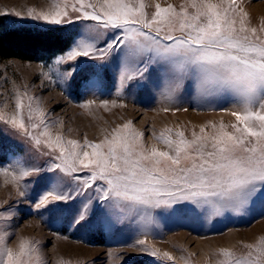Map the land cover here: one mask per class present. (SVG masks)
Listing matches in <instances>:
<instances>
[{
    "label": "snow or ice",
    "instance_id": "obj_1",
    "mask_svg": "<svg viewBox=\"0 0 264 264\" xmlns=\"http://www.w3.org/2000/svg\"><path fill=\"white\" fill-rule=\"evenodd\" d=\"M62 3L63 7L58 4L50 13H30V18L57 26L46 29L48 33L79 21L95 22L68 36L66 57L57 61L74 62L73 71L66 74L70 87L79 62L92 60L99 63L84 76L86 88L97 86L103 71L113 65L120 81L135 87H146L153 71L157 72L169 100L190 85L200 98L236 97L243 107L232 113L238 122L232 132L221 125L218 134L193 133L190 141L183 132L175 133L177 139L161 134L158 139L166 149L153 147L148 152L140 143L143 134L130 127L132 122L113 130L111 139L100 143L80 145L69 140L72 149L66 152L61 135L54 139L47 131L33 135L23 119L3 120L22 130L35 145H41L40 137H45L48 148L60 149L58 155L53 154L55 150L43 153L53 157L46 170L53 175L42 174L41 167H25L19 158L13 161L21 178L35 177L40 190L35 208H43L50 217L67 213L75 225L89 221L99 209L109 228L122 222L124 215L139 214L150 220L156 210L177 220L199 219L258 204L264 214V40L242 35L248 31L243 16L241 26L236 27L238 0H187L191 13L183 6L177 10L171 4H157L150 19L144 5L138 7L134 0H103L99 8L90 0H75L71 12L69 0ZM176 31L182 35H175ZM251 32L255 36L256 29ZM22 106V101L17 102L18 116ZM41 127H48L43 113L39 123L31 124L32 129ZM77 147L91 151L81 155ZM20 195L26 193L22 190ZM71 205H75L71 212L62 207ZM28 251L25 244L18 253L0 249V264H25ZM235 264L249 262L237 259Z\"/></svg>",
    "mask_w": 264,
    "mask_h": 264
},
{
    "label": "rangeland",
    "instance_id": "obj_2",
    "mask_svg": "<svg viewBox=\"0 0 264 264\" xmlns=\"http://www.w3.org/2000/svg\"><path fill=\"white\" fill-rule=\"evenodd\" d=\"M90 2L99 8L103 0ZM134 2L138 7L144 5L149 19L157 4L161 7L171 4L177 10L183 6L193 12L187 0ZM72 3L75 0H69V12ZM58 4L63 7L62 0H0V15L11 26L56 27L30 18V13L31 16L50 13ZM237 11L236 27L241 26L243 16L248 29L242 35L264 40V0H238ZM84 24L95 22L79 21L63 28L73 34L82 31ZM251 29H256L255 36ZM174 34L182 35L180 31ZM68 49L47 62L0 58V118H3L0 119V210L7 209L0 211V234L4 236L0 249L18 253L20 245L25 244L26 250H30L23 257L25 264H235L237 259L264 264V214L258 204L240 212L199 219L177 220L160 210L153 212L150 220L139 214L124 215L114 228L108 227L99 209L89 221L75 225L70 224L67 213L50 217L43 208H35L40 191L35 177L21 178L13 161L19 158L25 167H41L42 174L53 175L46 171L53 157L43 153L55 150L53 154L58 155L60 149L55 145L48 148L45 137H40L41 145H35L22 130L5 125L3 120L21 118L33 135L38 131H47L53 139L61 135L66 152L72 149L67 144L69 140L80 145L85 141L100 143L105 138L111 139L113 130L132 122L130 127L143 134L140 143L148 152L153 147L166 149L158 139L161 134L177 139L175 133L183 132L190 141L193 133L209 137L218 134L221 125L232 132V125L238 123L232 113L242 111L243 107L236 97L200 98L190 85L189 90L181 89L169 100L157 72L153 71L146 87H135L121 82L113 65L103 71L97 86L86 88L84 76L95 71L93 65L99 63L92 60L79 62L70 87L66 74L73 71L74 62L57 63L66 57ZM21 101L18 116L16 104ZM41 113L48 127L32 129L31 124L39 123ZM75 150L81 155L83 151H91L87 147ZM22 190L26 193L23 197ZM62 207L71 212L75 205ZM141 240L143 244L137 243Z\"/></svg>",
    "mask_w": 264,
    "mask_h": 264
},
{
    "label": "trees",
    "instance_id": "obj_3",
    "mask_svg": "<svg viewBox=\"0 0 264 264\" xmlns=\"http://www.w3.org/2000/svg\"><path fill=\"white\" fill-rule=\"evenodd\" d=\"M48 28L11 26L0 15V58L49 61L70 46L71 33L64 28L48 33Z\"/></svg>",
    "mask_w": 264,
    "mask_h": 264
},
{
    "label": "bare ground",
    "instance_id": "obj_4",
    "mask_svg": "<svg viewBox=\"0 0 264 264\" xmlns=\"http://www.w3.org/2000/svg\"><path fill=\"white\" fill-rule=\"evenodd\" d=\"M11 183V182H10ZM14 183V182H13ZM14 187V186H13Z\"/></svg>",
    "mask_w": 264,
    "mask_h": 264
}]
</instances>
